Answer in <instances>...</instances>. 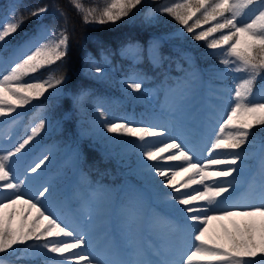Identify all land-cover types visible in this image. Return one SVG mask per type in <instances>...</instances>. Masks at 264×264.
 Masks as SVG:
<instances>
[{
    "label": "snow or ice",
    "instance_id": "snow-or-ice-1",
    "mask_svg": "<svg viewBox=\"0 0 264 264\" xmlns=\"http://www.w3.org/2000/svg\"><path fill=\"white\" fill-rule=\"evenodd\" d=\"M69 2L84 23L103 25L128 17L144 0H107L100 9L85 8L80 0ZM48 11L45 5L22 13L13 3L0 16V119L5 125L14 124L15 118H8L49 89L59 94L60 86L69 79L60 68L47 78L34 75L62 62L69 53L68 28L43 23ZM153 12L170 16L191 40L204 42L211 50L206 55L218 58L222 66L209 70L214 79L231 75L235 81L228 93L229 106L206 144L188 140L183 133L173 135L167 126L108 119L98 108L102 133L115 134L110 137L113 143H129L119 137L134 138L130 145L139 153L137 169L158 186L165 205L153 222L179 233L182 241L173 247L121 248L113 244L104 252L94 249L89 231L94 221L91 212L79 223L69 221L49 206L55 191L51 184L33 190L36 177L49 162L48 154L30 165L25 162L27 146L45 129V118L40 117L23 138L0 136V264H6L9 256L17 264H31L39 257L44 264H264V145L257 154L254 131L264 128V0H164L150 11L149 19ZM29 19L38 21L34 33L12 45L9 38ZM159 47V41L149 45L148 59L154 66L165 60ZM122 54L140 58L141 49L128 44ZM183 57L190 59L187 54ZM86 67L97 77L106 71L104 64L90 57ZM177 67L185 72L184 80L178 81V95L186 98L199 71ZM143 83L144 77L139 75L123 81L132 93L140 94L145 91ZM212 91L223 98V89ZM85 95L82 90L75 101ZM249 159L257 160L259 179L253 176L249 183L250 198L238 201L233 194ZM177 177L187 178L181 182Z\"/></svg>",
    "mask_w": 264,
    "mask_h": 264
},
{
    "label": "trees",
    "instance_id": "trees-1",
    "mask_svg": "<svg viewBox=\"0 0 264 264\" xmlns=\"http://www.w3.org/2000/svg\"><path fill=\"white\" fill-rule=\"evenodd\" d=\"M80 2L85 8L100 9L107 0ZM13 3L19 5L22 13L26 8L47 5L49 11L42 18L43 23L57 29L66 26L70 35L68 56L62 62L34 74L37 78H47L50 72L60 68L69 79L60 86L59 94L49 89L43 97L18 108L10 117L15 118V123L6 126L8 134L23 138L30 126L40 117L45 118L44 131L28 148L49 155V162L42 171L47 175L45 182L55 189L52 198L64 197L63 189L67 184L73 191L78 184V176L87 178L92 184L107 186L113 197L118 196L123 183H129L136 191L154 187L137 169L139 153L130 145L134 138L119 137L129 143H113L110 137L115 134L102 133L98 108L105 112L108 119L118 114L121 119L155 124L162 113L159 99L152 102L149 89L171 83L173 76L181 71L177 64L183 69L191 65L192 69L199 71L201 79L216 80L209 70L213 66L222 67L218 58L206 55L211 50L204 47V42L191 40L170 16L153 12L152 18H148L150 11L164 0H144L128 17L103 25L84 23L82 15L69 0H0V16ZM37 24L34 19L27 20L23 28L9 38L12 45L20 44L31 36ZM210 26L204 25L203 28ZM154 41H159V51L165 57L160 66H154L148 59L149 45ZM128 44L139 46L140 58L122 54V49ZM183 54L190 59L186 61ZM89 57L105 65L103 77L94 76L87 70ZM138 74L144 77L143 94L132 93L123 84L128 77ZM260 87L258 81L257 88ZM82 90L86 95L77 103L75 97ZM254 131L255 146L258 148L264 145V128L258 127ZM254 161L249 159V167H253ZM213 226L218 227L216 222ZM6 264L17 262L9 256ZM31 264H44V259L34 258Z\"/></svg>",
    "mask_w": 264,
    "mask_h": 264
},
{
    "label": "rangeland",
    "instance_id": "rangeland-1",
    "mask_svg": "<svg viewBox=\"0 0 264 264\" xmlns=\"http://www.w3.org/2000/svg\"><path fill=\"white\" fill-rule=\"evenodd\" d=\"M184 70L191 72L193 69L188 66ZM138 75L143 77L142 74ZM184 77L185 72L180 71L173 76L171 83H164L149 89L152 102L159 99V110L162 113L155 124L167 126L173 135L183 133L188 140L199 144L209 143L215 130L216 121L222 117L224 109L229 106L228 93L235 81L231 75H226L223 80L208 79L203 82L199 77L198 81L191 86L192 91L186 98H182L178 95L180 87L178 81H183ZM213 88L224 90L222 99L213 94ZM112 117L115 120H121V116L118 114ZM6 126L0 119V136L8 134ZM12 136L15 139H20L17 135ZM255 150L259 154L260 147ZM26 151L25 162L29 165L43 155L42 151H31L28 146ZM244 167L245 172L238 179L236 192L233 194V198L238 201L250 198L249 183L253 176L257 180L259 179L257 160L252 168L248 164ZM44 173L45 171H41L36 177L33 190L46 183L47 175ZM186 178L177 177L181 182ZM77 180L78 184L73 191L62 198L51 197L49 206L57 215L77 223L86 220L91 212L94 221L89 226V231L92 247L97 251L104 252L108 246L113 244H118L121 248L148 244L173 247L182 241L183 237L179 233L169 232L164 226L156 225L153 222L155 214L165 210L158 187L148 186V188H140L136 191L129 183H123L115 202L113 194L107 186L92 184L82 176H78ZM195 187L198 186L193 185V188ZM17 221H19V217Z\"/></svg>",
    "mask_w": 264,
    "mask_h": 264
}]
</instances>
